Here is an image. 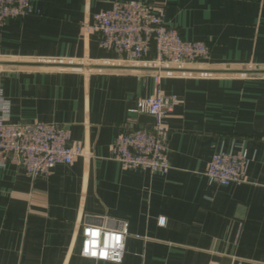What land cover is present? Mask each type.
I'll list each match as a JSON object with an SVG mask.
<instances>
[{"label":"crops","instance_id":"crops-1","mask_svg":"<svg viewBox=\"0 0 264 264\" xmlns=\"http://www.w3.org/2000/svg\"><path fill=\"white\" fill-rule=\"evenodd\" d=\"M119 0H33L0 22V88L9 120L68 125L86 154L32 178L0 166V264H264V0H142L210 47L207 58L157 65L101 47L88 24ZM23 63H30L23 64ZM31 63H44L33 65ZM160 88L180 101L166 117L167 173L110 157L132 111ZM245 148L247 180L222 185L213 152ZM127 223L121 262L81 254L85 224Z\"/></svg>","mask_w":264,"mask_h":264},{"label":"built area","instance_id":"built-area-1","mask_svg":"<svg viewBox=\"0 0 264 264\" xmlns=\"http://www.w3.org/2000/svg\"><path fill=\"white\" fill-rule=\"evenodd\" d=\"M33 0H0V22L35 13ZM99 45L120 58L137 62L154 49L155 62L161 66H181L207 58L210 47L202 40H187L165 20V5L142 0H119L109 8L94 13L88 24ZM176 94L160 88L153 95L140 98L132 111L155 117L152 125L134 126L120 133L111 146L110 157L125 168H142L151 173H167L166 117L179 103ZM11 100L0 88V166H22L32 178L48 176L59 164H71L86 154L84 146L73 140L68 125L37 121L9 120ZM248 154L237 146L215 150L205 174L222 185L247 180ZM127 223L117 228L85 224L82 227L81 254L97 260L121 262L128 235Z\"/></svg>","mask_w":264,"mask_h":264},{"label":"water","instance_id":"water-1","mask_svg":"<svg viewBox=\"0 0 264 264\" xmlns=\"http://www.w3.org/2000/svg\"><path fill=\"white\" fill-rule=\"evenodd\" d=\"M28 64L30 63H23ZM33 65H44V63H31ZM231 71H242V72H257V73H264V69H258V70H231ZM138 120L142 124H154L155 117L153 115L147 114V113H139Z\"/></svg>","mask_w":264,"mask_h":264}]
</instances>
